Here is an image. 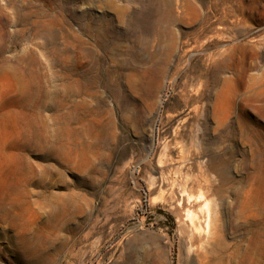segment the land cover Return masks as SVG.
I'll list each match as a JSON object with an SVG mask.
<instances>
[{
  "label": "rangeland",
  "instance_id": "rangeland-1",
  "mask_svg": "<svg viewBox=\"0 0 264 264\" xmlns=\"http://www.w3.org/2000/svg\"><path fill=\"white\" fill-rule=\"evenodd\" d=\"M0 264H264V0H0Z\"/></svg>",
  "mask_w": 264,
  "mask_h": 264
},
{
  "label": "bare ground",
  "instance_id": "bare-ground-1",
  "mask_svg": "<svg viewBox=\"0 0 264 264\" xmlns=\"http://www.w3.org/2000/svg\"><path fill=\"white\" fill-rule=\"evenodd\" d=\"M180 142L184 143L183 146H182V150H181V155H182L181 157L186 158L187 157V152L190 154V151H191L190 147L191 146H189V148H188L186 146L187 144H185V141H184V135L181 134L179 131H176L175 132V138H174L172 143L175 146V145H178V143H180ZM167 145H168L169 148H170V146H172L171 143H169ZM184 148L187 149L186 152H185ZM167 150H169V149H167ZM49 208H51V207L49 206ZM44 220H45L44 225L42 227H38L39 230H36V232H34V233H33V230H32L31 233H28V234L25 235L27 239L30 236H33V238H35V240H37V239H40V237L42 235H45L47 232L53 233L55 231L54 227L57 226L56 223L60 219H44Z\"/></svg>",
  "mask_w": 264,
  "mask_h": 264
}]
</instances>
